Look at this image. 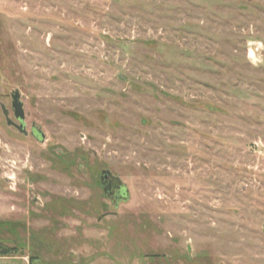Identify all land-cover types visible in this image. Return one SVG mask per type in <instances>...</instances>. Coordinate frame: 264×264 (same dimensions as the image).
<instances>
[{
  "label": "rangeland",
  "instance_id": "374dc122",
  "mask_svg": "<svg viewBox=\"0 0 264 264\" xmlns=\"http://www.w3.org/2000/svg\"><path fill=\"white\" fill-rule=\"evenodd\" d=\"M3 245L0 264H264V0H0Z\"/></svg>",
  "mask_w": 264,
  "mask_h": 264
},
{
  "label": "flooded vegetation",
  "instance_id": "af4514ba",
  "mask_svg": "<svg viewBox=\"0 0 264 264\" xmlns=\"http://www.w3.org/2000/svg\"><path fill=\"white\" fill-rule=\"evenodd\" d=\"M13 94H11V99H12L11 106L13 108L14 117L16 118V116H15V110H14V107H13V102H14ZM16 120L19 123H15V122L12 121L13 123L11 122V124L14 127H16L20 132L26 134L27 131H26V126H25L24 122H23V124H24V130H21V128L19 127L21 125V121L18 120L17 118H16ZM104 170H108V169H104ZM104 170H102L101 178L103 176V171ZM104 182L106 184V191L104 190V192L113 201H116L117 202V201H121L122 199H125L126 198V194L127 193H126L125 185L122 183V181H120V179H116L113 174H110L109 173V174L105 175ZM101 183H102V179H101ZM102 185H103V183H102ZM103 188H105L104 185H103Z\"/></svg>",
  "mask_w": 264,
  "mask_h": 264
},
{
  "label": "water",
  "instance_id": "95a60500",
  "mask_svg": "<svg viewBox=\"0 0 264 264\" xmlns=\"http://www.w3.org/2000/svg\"><path fill=\"white\" fill-rule=\"evenodd\" d=\"M21 94L18 90L15 91V93L13 94V99H14V102H13V107H14V110H15V116L18 120L21 121V125L19 126L21 128V130H24V118H25V114H24V108H23V102L21 101ZM10 123H11V120H10ZM112 174V172L110 170H104L103 171V176H102V183L104 185V190L106 191V184L104 182V177L105 175L107 174ZM116 179H119L118 177L114 176ZM121 181V180H120ZM126 193H127V190H126ZM127 195V194H126Z\"/></svg>",
  "mask_w": 264,
  "mask_h": 264
},
{
  "label": "trees",
  "instance_id": "16d2710c",
  "mask_svg": "<svg viewBox=\"0 0 264 264\" xmlns=\"http://www.w3.org/2000/svg\"><path fill=\"white\" fill-rule=\"evenodd\" d=\"M17 252V248L15 247H9V246H5L3 245L2 248L0 249V254L1 255H10Z\"/></svg>",
  "mask_w": 264,
  "mask_h": 264
},
{
  "label": "crops",
  "instance_id": "0c3cea01",
  "mask_svg": "<svg viewBox=\"0 0 264 264\" xmlns=\"http://www.w3.org/2000/svg\"><path fill=\"white\" fill-rule=\"evenodd\" d=\"M31 263V262H30Z\"/></svg>",
  "mask_w": 264,
  "mask_h": 264
}]
</instances>
